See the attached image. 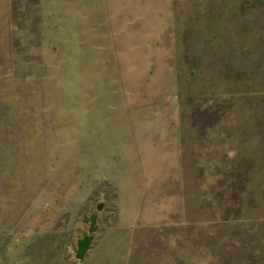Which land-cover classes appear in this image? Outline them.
<instances>
[{
	"label": "rangeland",
	"instance_id": "rangeland-1",
	"mask_svg": "<svg viewBox=\"0 0 264 264\" xmlns=\"http://www.w3.org/2000/svg\"><path fill=\"white\" fill-rule=\"evenodd\" d=\"M0 264H264V0H0Z\"/></svg>",
	"mask_w": 264,
	"mask_h": 264
},
{
	"label": "water",
	"instance_id": "water-1",
	"mask_svg": "<svg viewBox=\"0 0 264 264\" xmlns=\"http://www.w3.org/2000/svg\"><path fill=\"white\" fill-rule=\"evenodd\" d=\"M103 205L99 203L96 207L97 212L102 210ZM97 212L91 213L88 219L83 220L84 224H88V229L85 232L82 229H77V232L82 235V238L77 240L76 248L74 249L75 258L83 262L86 253L90 250L92 241L94 239V233L98 230L97 219L98 214Z\"/></svg>",
	"mask_w": 264,
	"mask_h": 264
}]
</instances>
